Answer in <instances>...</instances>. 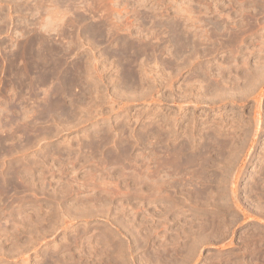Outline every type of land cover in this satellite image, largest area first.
<instances>
[{
    "label": "rangeland",
    "instance_id": "374dc122",
    "mask_svg": "<svg viewBox=\"0 0 264 264\" xmlns=\"http://www.w3.org/2000/svg\"><path fill=\"white\" fill-rule=\"evenodd\" d=\"M0 188V264H264V0H0Z\"/></svg>",
    "mask_w": 264,
    "mask_h": 264
},
{
    "label": "bare ground",
    "instance_id": "6f19581e",
    "mask_svg": "<svg viewBox=\"0 0 264 264\" xmlns=\"http://www.w3.org/2000/svg\"><path fill=\"white\" fill-rule=\"evenodd\" d=\"M124 52V51H123ZM125 53V52H124ZM125 54H127V53H125ZM128 57V56H127ZM127 85V84H126ZM22 96V95H21ZM49 108V107H48ZM1 189V188H0Z\"/></svg>",
    "mask_w": 264,
    "mask_h": 264
}]
</instances>
